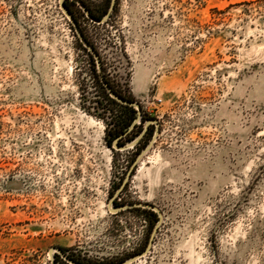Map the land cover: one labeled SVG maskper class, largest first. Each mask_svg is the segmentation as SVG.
<instances>
[{
	"label": "rangeland",
	"instance_id": "1",
	"mask_svg": "<svg viewBox=\"0 0 264 264\" xmlns=\"http://www.w3.org/2000/svg\"><path fill=\"white\" fill-rule=\"evenodd\" d=\"M67 255L264 264V0H0V264Z\"/></svg>",
	"mask_w": 264,
	"mask_h": 264
},
{
	"label": "trees",
	"instance_id": "2",
	"mask_svg": "<svg viewBox=\"0 0 264 264\" xmlns=\"http://www.w3.org/2000/svg\"><path fill=\"white\" fill-rule=\"evenodd\" d=\"M87 10H89V9L87 8ZM90 16L93 19H96V18L100 19V17H96L92 13L90 14ZM84 39L88 42V44L90 46L93 47V45H91L90 41H88V39L86 37H84ZM96 54L99 57L98 53H96ZM90 56L92 57L93 62H95V59L93 58V56L91 54H90ZM100 63L101 62L98 58V63H97L98 64V78H99L100 82L102 83L103 89L106 91L107 96L113 102L120 105L122 108L121 117L118 116V119H115L117 116L115 118H113V120H115V123H114L115 124V132L111 135V138H110V140H108V143L110 144V146H114V142L118 139L119 140L118 145H120V141L124 138H128V139L131 138V140L134 139L132 132H133L134 128H137V126L135 125V121L140 117L139 110H136L135 106L131 105L132 103H136V102H134V99L132 97L124 95L122 92L117 90L114 86H112L108 82V80L105 78L104 74L102 73V67H101ZM146 116H147L146 114L141 115L142 123H145L147 120H153V117L146 118ZM138 128H140V127H138ZM150 140H151V138L149 139V141ZM151 215L154 217L153 226H155V224L158 222V216L156 213H152ZM60 249L63 251L64 254H66V252H68V250L66 248L61 247ZM57 256L59 257L60 255H57ZM67 256L70 260H72L73 262H75L77 264H98V263H92L89 261L86 262L85 260H82L81 258L76 257L75 255H67ZM101 264H104V263H101ZM112 264H114V263H112Z\"/></svg>",
	"mask_w": 264,
	"mask_h": 264
},
{
	"label": "water",
	"instance_id": "3",
	"mask_svg": "<svg viewBox=\"0 0 264 264\" xmlns=\"http://www.w3.org/2000/svg\"><path fill=\"white\" fill-rule=\"evenodd\" d=\"M76 23V22H75ZM77 25V24H76ZM78 28V27H77ZM78 30H79V28H78ZM80 37H81V39H82V41L84 42V44L91 50V52L94 54V56L98 59V56H97V54H96V51L94 50V48L92 47V46H90L89 44H88V42L84 39V36H82V34L80 33ZM131 105H133V106H137L138 104H136V103H132ZM141 113H139V115H140ZM115 146L116 147H118L117 146V141L115 142ZM53 251L54 250H52V253H53ZM58 251H59V254H62V255H64V253H63V251L60 249V248H58Z\"/></svg>",
	"mask_w": 264,
	"mask_h": 264
},
{
	"label": "bare ground",
	"instance_id": "4",
	"mask_svg": "<svg viewBox=\"0 0 264 264\" xmlns=\"http://www.w3.org/2000/svg\"><path fill=\"white\" fill-rule=\"evenodd\" d=\"M144 74V73H143ZM147 74V73H146ZM146 74L142 75L141 77L138 78L139 82L138 84L142 81V82H146L148 76H146ZM140 86V84H139Z\"/></svg>",
	"mask_w": 264,
	"mask_h": 264
}]
</instances>
